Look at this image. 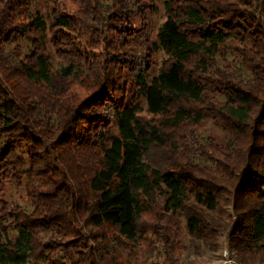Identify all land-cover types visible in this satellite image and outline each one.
Wrapping results in <instances>:
<instances>
[{"label":"trees","instance_id":"16d2710c","mask_svg":"<svg viewBox=\"0 0 264 264\" xmlns=\"http://www.w3.org/2000/svg\"><path fill=\"white\" fill-rule=\"evenodd\" d=\"M33 1L0 0V264H121L135 243L179 264L177 211L196 249L230 230L240 261L264 264V0H165L156 41L152 0L54 4L48 19ZM84 67L85 98L57 91ZM207 117L229 141L197 142ZM24 178L29 210L6 198Z\"/></svg>","mask_w":264,"mask_h":264},{"label":"rangeland","instance_id":"374dc122","mask_svg":"<svg viewBox=\"0 0 264 264\" xmlns=\"http://www.w3.org/2000/svg\"><path fill=\"white\" fill-rule=\"evenodd\" d=\"M14 2H18L21 0H13ZM155 2L157 6V11L155 14L150 16V19L153 24L152 30V40H157V30L158 26L165 20V0H152ZM54 4L62 5L66 7L68 10H75L79 7V0H35L32 2L30 9L32 12L40 11L44 14L45 18L48 19L49 10ZM92 36L91 32L85 34V40H90ZM21 44L23 48V54L28 50V42L27 41H17L12 43L7 47L8 50L13 48L14 44ZM138 47L145 49L147 45L144 43H139ZM49 53H50V61L53 65L54 73L59 74L61 68L69 65L68 62H64L60 60L54 53L51 45H48ZM218 58L221 62L227 60V62L232 63L234 60V55L224 54L222 52L218 53ZM168 56L166 52L162 49H159L155 54L156 65L154 67L151 76L158 74L162 61L166 59ZM85 68V67H84ZM245 76H249L248 72H246L243 68L239 69ZM55 74V76H56ZM92 81V79L88 76V70L85 68V72H83L82 77H80L79 81L76 78H63V77H55L54 85L57 91L69 92L74 91L79 96L85 98L87 96V86ZM144 106L145 102H144ZM113 131L116 132L117 128H113ZM214 136L222 141H229V135L227 131L222 128L219 124L212 121L211 118L207 117L205 119V127L203 130L198 131L196 134V140L199 144L205 145L206 141L209 137ZM23 156H25V151H22ZM195 161L208 166H214V163L211 159L201 157L199 154L195 156ZM28 181L26 178L22 180L21 183H11L7 186L6 198L8 202L12 205H20L25 209H31L30 202L26 198V192L28 189ZM229 213L233 214V208L231 206L226 207ZM177 217L182 223L183 227V236H182V245L183 249L178 254V262L179 264H229V255L233 257L236 261L241 264H244L238 258L237 252L233 250L230 246L229 242V233L230 230L226 233H223L218 238V244L215 248H210L209 246H205L200 241L196 244H199V249H196L190 244L189 236L187 235L186 229V221L184 214L181 211H177ZM235 219V216L233 217ZM195 246V245H194ZM141 244H129L128 248H120V261L121 264H160L163 261V255L161 248L145 255L141 251ZM61 262H65L67 260V256L61 254ZM38 264H48L46 261H41ZM251 264H258V262H253Z\"/></svg>","mask_w":264,"mask_h":264},{"label":"built area","instance_id":"2783aa9c","mask_svg":"<svg viewBox=\"0 0 264 264\" xmlns=\"http://www.w3.org/2000/svg\"><path fill=\"white\" fill-rule=\"evenodd\" d=\"M229 264H241V263H239L238 261H236L233 257H230V255H229Z\"/></svg>","mask_w":264,"mask_h":264}]
</instances>
